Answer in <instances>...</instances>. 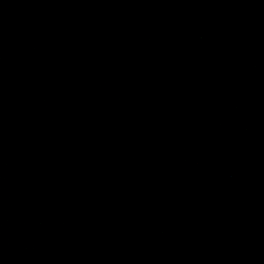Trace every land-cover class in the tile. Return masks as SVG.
I'll return each instance as SVG.
<instances>
[{
  "label": "water",
  "instance_id": "95a60500",
  "mask_svg": "<svg viewBox=\"0 0 264 264\" xmlns=\"http://www.w3.org/2000/svg\"><path fill=\"white\" fill-rule=\"evenodd\" d=\"M0 264H264V0H0Z\"/></svg>",
  "mask_w": 264,
  "mask_h": 264
}]
</instances>
